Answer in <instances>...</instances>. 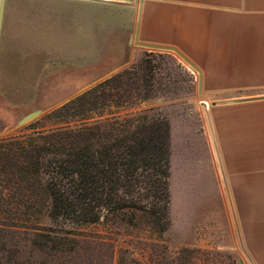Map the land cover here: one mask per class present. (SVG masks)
<instances>
[{
    "label": "rangeland",
    "instance_id": "rangeland-1",
    "mask_svg": "<svg viewBox=\"0 0 264 264\" xmlns=\"http://www.w3.org/2000/svg\"><path fill=\"white\" fill-rule=\"evenodd\" d=\"M137 3L6 0L0 138L53 128L45 118L49 112L126 70L120 87L110 91L134 104L111 111L147 110L169 123L168 226L159 231L145 216L129 221L130 214H118L71 228L48 218L40 207L38 228L72 229L68 240L48 241L44 247L30 230L0 224V264H264V204L251 220L237 210L236 189L211 119L210 103L217 99L199 90L198 73L174 53L132 44L128 61L121 63ZM142 96L144 101L135 100ZM35 110V118L19 123ZM241 167L240 175L251 173ZM263 176L260 188L253 189L261 190L262 197ZM243 182L237 190H250L248 179Z\"/></svg>",
    "mask_w": 264,
    "mask_h": 264
},
{
    "label": "trees",
    "instance_id": "trees-1",
    "mask_svg": "<svg viewBox=\"0 0 264 264\" xmlns=\"http://www.w3.org/2000/svg\"><path fill=\"white\" fill-rule=\"evenodd\" d=\"M115 74L49 112L55 126L0 138V224L30 230L42 246L68 240L72 229L38 228L47 217L71 228L130 214L169 224L170 127L147 110L119 113L134 101L110 90ZM135 100L144 101V96ZM144 222V221H143Z\"/></svg>",
    "mask_w": 264,
    "mask_h": 264
},
{
    "label": "crops",
    "instance_id": "crops-1",
    "mask_svg": "<svg viewBox=\"0 0 264 264\" xmlns=\"http://www.w3.org/2000/svg\"><path fill=\"white\" fill-rule=\"evenodd\" d=\"M139 1L138 21L128 36L137 27L138 41L179 50L201 71L207 97L264 95V0ZM212 107L237 210L251 220L264 204V192L262 197L253 190L264 172V99ZM241 163L252 174L240 175ZM246 179L250 190H237Z\"/></svg>",
    "mask_w": 264,
    "mask_h": 264
},
{
    "label": "water",
    "instance_id": "water-1",
    "mask_svg": "<svg viewBox=\"0 0 264 264\" xmlns=\"http://www.w3.org/2000/svg\"><path fill=\"white\" fill-rule=\"evenodd\" d=\"M5 1L0 0V35H1V26H2V19L4 15V8H5ZM89 2H96V3H103V4H120V3H128L131 0H84ZM132 44L141 46L144 49L150 51H161V52H171L177 55L181 60H183L186 64L192 67L198 73V87L199 90L201 88V71L198 67H196L186 56H184L179 50L172 46L160 45V44H150L145 42H140L137 40V27L135 28V32L133 33L132 30L128 36V39L124 45L123 49V57L121 63L124 64L128 61L130 56V51ZM264 99V95L259 96H251L245 98H234V99H226V100H216L210 103L211 106L214 105H225V104H232V103H240V102H248L254 100ZM39 114L38 110L32 111L25 116H23L20 120V124H24L33 118H35Z\"/></svg>",
    "mask_w": 264,
    "mask_h": 264
},
{
    "label": "bare ground",
    "instance_id": "bare-ground-1",
    "mask_svg": "<svg viewBox=\"0 0 264 264\" xmlns=\"http://www.w3.org/2000/svg\"><path fill=\"white\" fill-rule=\"evenodd\" d=\"M137 6H136V10H135V19H134V23H133V27L135 26V23L138 21V14H139V8H140V1L139 0H137ZM203 107L205 108V109H208V103H206V102H203ZM210 121V120H209ZM210 125V124H209ZM211 128V127H210ZM212 130V129H211ZM210 133H211V131H210ZM212 136H213V134H212ZM211 138H213V137H211ZM213 143V142H212ZM218 160V159H217Z\"/></svg>",
    "mask_w": 264,
    "mask_h": 264
}]
</instances>
